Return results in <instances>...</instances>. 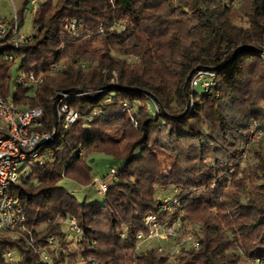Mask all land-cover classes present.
<instances>
[{
	"label": "trees",
	"instance_id": "1",
	"mask_svg": "<svg viewBox=\"0 0 264 264\" xmlns=\"http://www.w3.org/2000/svg\"><path fill=\"white\" fill-rule=\"evenodd\" d=\"M249 4L241 24L232 0H41L29 40L15 43L11 29L0 39V95L41 107L35 128L56 129L12 187L24 206L26 236L55 261L93 255L95 264H249L264 257V144L240 159L252 121L264 130L256 46L264 40V0ZM25 8L27 0L20 18ZM19 55L24 77L11 92L9 65ZM198 67L215 72L213 85H190ZM29 73L43 78L33 84ZM59 91L70 93L64 101L78 112L68 126L55 116ZM90 150L118 162L101 201L79 200L61 183H94L84 153ZM159 182L163 194L178 198L168 215L180 216L181 233L192 232L197 248L171 254L149 244L134 253L144 215L159 211ZM191 211H198L197 228L186 222ZM70 216L77 233L67 227ZM0 264L51 263L23 237L1 231Z\"/></svg>",
	"mask_w": 264,
	"mask_h": 264
},
{
	"label": "built area",
	"instance_id": "2",
	"mask_svg": "<svg viewBox=\"0 0 264 264\" xmlns=\"http://www.w3.org/2000/svg\"><path fill=\"white\" fill-rule=\"evenodd\" d=\"M41 0H27L31 10L35 11ZM13 6V14L10 18L0 14V39L12 30L15 43L26 41L31 35H25L19 32V21L17 19V8L13 0H10ZM74 23H72V26ZM12 58V54L6 55ZM83 64V63H82ZM23 74L19 75L18 80H22ZM43 78V73L38 75L29 73L28 81L37 84ZM216 81L215 72L212 69L198 67L192 74L190 85L192 87L207 88ZM70 93L59 91L58 102L54 110L56 118L62 121L63 126L73 123L78 112L71 107L64 98ZM42 109L39 106L22 107L16 103L11 96L3 98L0 95V232L6 229H20L25 226L26 215L24 206L20 197L13 193L12 187L17 184L20 179L27 175L29 169V159L37 156L38 148L52 141H40L51 135V131L47 129L40 130L35 128L42 125ZM116 167H110L105 176L98 178L99 188L104 192L108 186L106 176H113L116 173ZM178 201L176 196L171 194H159L157 212H148L143 217L142 227L135 234L138 243L147 240L163 239L171 242L170 247L159 245L158 248L168 251L171 254L180 253L184 248L198 247V239L192 233H180L181 220L179 215L162 216L167 210H172L174 204ZM67 227L71 232H79L80 227L74 216H70L66 220ZM54 237L51 235L48 242L54 246ZM38 254L41 259L51 263L48 251L45 248H39ZM10 256V252H7ZM84 259H81L83 263ZM252 264H264V257L254 256L249 258ZM87 264L94 263V257L88 256L84 262Z\"/></svg>",
	"mask_w": 264,
	"mask_h": 264
},
{
	"label": "rangeland",
	"instance_id": "3",
	"mask_svg": "<svg viewBox=\"0 0 264 264\" xmlns=\"http://www.w3.org/2000/svg\"><path fill=\"white\" fill-rule=\"evenodd\" d=\"M13 1L16 5V8L20 9V7L22 6L23 0H13ZM232 1L234 2L235 6L237 8H241V10H239V12H242L241 13L242 15L240 14V16L237 18V22L241 23V24H245V19H246V17H249V16L245 15L243 13V11H250L249 0H232ZM0 14L6 16L8 18H10L12 16L13 6H12V3L10 2V0H0ZM17 16H18V12H17ZM32 17H33V10H31L30 5H27V8H25L23 11V16L21 18L19 16L17 17L18 21L19 20L21 21V23H19V25H20L19 32L20 33H23L25 35H31L33 33L34 25L32 24ZM72 23H74V22H71L69 24V25H71V27H72ZM99 43L100 42L98 40H96V41L94 40L90 43L89 49L95 50L92 53V56L93 55L96 56L101 52V50L99 48ZM256 46L259 48L258 54H259V57L261 58L263 66H264V40L262 42H260L259 44H257ZM134 58H135L134 56H127L128 61H132ZM20 61H21V55L17 56L15 60L11 61L10 65H9V72H10L9 83H10L11 92H13V90L15 88V83L18 81L19 75L22 74V69L19 67ZM85 61L87 62V63L85 62L86 64H91V62H92L90 58H88ZM84 64H82V65H84ZM198 90H199V88H198ZM33 92H34V88L30 89V94H32ZM186 97L188 98L187 107H191L193 94L190 93V94L186 95ZM147 99H146V101H143L145 107H148V104H149ZM150 102L156 104L155 100H150ZM261 103L264 105V100ZM131 122H132V125L126 126V129L129 130V133L135 128V126L137 124L134 117L131 118ZM263 144H264V130H263V128L258 126L257 120H253L249 126L248 137L241 147L240 159L241 158L242 159L250 158L251 149L257 148L259 145H263ZM84 153H85L86 159L90 165V175L92 176L94 183L83 185V184H79L78 182H76V181H74L68 177L62 178L61 183L66 188H68L70 191H72L75 194V196L77 197V199H79V200H82L85 198L88 201H92V200L101 201L103 199V192H101V189L99 188V184H98L99 181L97 179L105 176L106 173L110 170V167H113V166L116 167V171H117V166H115V165H117L118 162L116 160H114L111 155L106 154V153L101 152V151L90 150L87 152L84 151ZM116 173L114 175H116ZM113 176H111V177H113ZM106 177H107L106 179L111 178V177L109 178V176H106ZM164 186L165 185L162 182L154 184V195L156 196V198L159 197V194H161L163 192V190L165 189ZM170 212H171V210H167L166 212H164L162 214V216L168 215ZM179 213L183 214V213H185V210L179 209L178 214ZM170 216H175V215L170 214ZM198 217H199L198 211L188 212V218L189 219L186 222H188L191 227L197 228V227H199ZM3 231H5L6 233L8 232L11 235H18V236L23 237L24 240L26 241V243L29 246H31L35 251H38V249L41 248L35 244V242L33 241V238L31 236H26V233H30V229L28 228L26 222H25V226L20 228V229H6ZM72 233H76V232H72ZM182 235L183 236H180L181 238L184 237V234H182ZM49 236H51V235H49ZM49 236H48V238H49ZM53 240H54V243H56L55 237ZM48 244L51 245V243H49V242H48ZM149 244L162 245L163 247L168 248V247H170L171 242L169 240H163V239H154V240H147V241L145 240V241H142L141 243L136 242V247L134 249V253L139 251V249H142V246L149 245ZM69 247L75 248L76 244L70 243ZM48 254H49L51 264H87V263H84L87 260V257L93 256V255H78L75 260L72 259L68 262H65L61 259L55 261L52 257V254L50 253V251H48ZM93 257H94V263L93 264H95L97 262V259L95 256H93ZM81 259H84L83 263H81ZM248 262H249V264H252L249 261V259H248ZM245 264H248V263H245Z\"/></svg>",
	"mask_w": 264,
	"mask_h": 264
},
{
	"label": "water",
	"instance_id": "4",
	"mask_svg": "<svg viewBox=\"0 0 264 264\" xmlns=\"http://www.w3.org/2000/svg\"><path fill=\"white\" fill-rule=\"evenodd\" d=\"M55 136H56V129H54V130L51 132V135H50L49 137L42 139V140L40 141V143H41V142H44V141H48V140H53V139L55 138Z\"/></svg>",
	"mask_w": 264,
	"mask_h": 264
}]
</instances>
